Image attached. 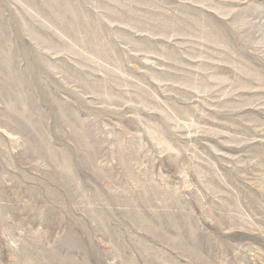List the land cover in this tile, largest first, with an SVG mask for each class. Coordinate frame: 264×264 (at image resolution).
<instances>
[{"label":"rangeland","instance_id":"rangeland-1","mask_svg":"<svg viewBox=\"0 0 264 264\" xmlns=\"http://www.w3.org/2000/svg\"><path fill=\"white\" fill-rule=\"evenodd\" d=\"M0 264H264V0H0Z\"/></svg>","mask_w":264,"mask_h":264}]
</instances>
